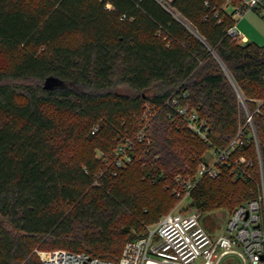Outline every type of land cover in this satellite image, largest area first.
Wrapping results in <instances>:
<instances>
[{
	"label": "trees",
	"instance_id": "1",
	"mask_svg": "<svg viewBox=\"0 0 264 264\" xmlns=\"http://www.w3.org/2000/svg\"><path fill=\"white\" fill-rule=\"evenodd\" d=\"M225 4L243 1L0 0V264H43L34 248L117 260L180 199L175 176H194L201 152L240 127L233 156L259 179L246 111L264 166V43L229 35ZM181 91L210 144L169 116L164 100ZM145 100L156 105L150 143L114 175L116 138L135 132ZM228 164L190 190L197 210L256 195Z\"/></svg>",
	"mask_w": 264,
	"mask_h": 264
},
{
	"label": "built area",
	"instance_id": "2",
	"mask_svg": "<svg viewBox=\"0 0 264 264\" xmlns=\"http://www.w3.org/2000/svg\"><path fill=\"white\" fill-rule=\"evenodd\" d=\"M234 9L238 15L249 9H256L264 14V0H245L242 6H234ZM227 33L235 39L239 37L234 24L228 27ZM185 98L186 93L181 91L164 100V104L170 108L169 116H177L193 136L210 144L204 120L198 117L195 108L184 101ZM155 113L156 105L145 100L135 132L116 138L112 157L107 164V169L112 174L115 175L118 168L132 162L139 143H150L149 129ZM250 121L251 114L246 111V122ZM96 129L97 126H94L91 132ZM244 142L243 127H240L224 147L210 146L212 159L200 162L193 177L176 175L172 192L180 200L187 198L201 178L216 177L219 165L223 163L233 162L234 168L245 174L244 168L252 161L243 155L233 157ZM257 160L260 174L257 194L229 212L225 226L219 233L208 232L195 210L188 213L169 211L153 225H147L142 235L127 240L117 260L63 248H34L33 251L43 264H219L228 254L237 255L243 264H264V166L259 149ZM94 183L99 184L97 180Z\"/></svg>",
	"mask_w": 264,
	"mask_h": 264
},
{
	"label": "rangeland",
	"instance_id": "3",
	"mask_svg": "<svg viewBox=\"0 0 264 264\" xmlns=\"http://www.w3.org/2000/svg\"><path fill=\"white\" fill-rule=\"evenodd\" d=\"M248 11H253V10L249 9L246 12H248ZM246 12H244V13H246ZM238 16H240V15L237 14V17ZM5 63H6V57L2 53H0V68L4 67ZM118 90H120L121 92H129V89H127L126 87H120ZM247 123H248L249 128L251 129L252 135L255 134L252 120L250 122H247ZM254 143H255V147H256V151H257L258 150L257 140L254 139ZM212 156H213V153H212L211 149L205 148L201 152L200 157L196 161L197 165L202 161H210L212 159ZM239 156H242V155H239ZM239 156L234 155L233 157L237 158ZM243 156H245V155H243ZM245 157L247 159L251 160L247 156H245ZM251 167H252L251 164L248 167H245L244 169L246 170V173L242 174V173L238 172L237 168H234L233 162L228 164L229 173L232 174L231 179L233 181L243 180V176L249 175L255 181V194H257L259 181H260V175H259V179H258V176H256V174H254L252 172ZM181 175H183V174H181ZM183 176L193 177L190 174H184ZM193 210L197 211V213L199 214V217H200L201 224L210 233H219L223 230V228L225 226V222H226L227 217H228L229 212H230L225 207H219L218 209L210 210V211L203 213L200 210H197L196 207L191 205V200L188 197L184 198L183 200H180V199L175 200L173 202V204L168 209V211H179L182 213H188L189 211H193ZM151 225H153V224H151ZM146 226L147 225H145V229H146ZM132 231L134 232V230H132ZM157 237H158V235H156V238ZM123 239L125 241L126 236L123 235ZM219 264H243V261L237 255L228 254V255H225L220 260Z\"/></svg>",
	"mask_w": 264,
	"mask_h": 264
},
{
	"label": "crops",
	"instance_id": "4",
	"mask_svg": "<svg viewBox=\"0 0 264 264\" xmlns=\"http://www.w3.org/2000/svg\"><path fill=\"white\" fill-rule=\"evenodd\" d=\"M245 1V0H241ZM224 8L227 12H232L234 6L232 4H225ZM248 11L235 18V29L237 30L240 41H253L258 44L264 43V14L260 13L256 9Z\"/></svg>",
	"mask_w": 264,
	"mask_h": 264
},
{
	"label": "water",
	"instance_id": "5",
	"mask_svg": "<svg viewBox=\"0 0 264 264\" xmlns=\"http://www.w3.org/2000/svg\"><path fill=\"white\" fill-rule=\"evenodd\" d=\"M237 89V88H236ZM237 91H238V89H237ZM238 95L240 96V93H239V91H238ZM254 138H255V140H257L256 139V135L254 134Z\"/></svg>",
	"mask_w": 264,
	"mask_h": 264
}]
</instances>
